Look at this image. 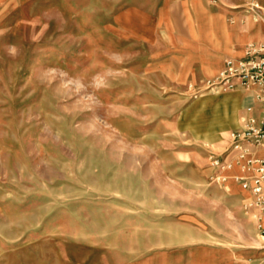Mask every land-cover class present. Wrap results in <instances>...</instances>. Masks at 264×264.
<instances>
[{
    "label": "rangeland",
    "instance_id": "obj_1",
    "mask_svg": "<svg viewBox=\"0 0 264 264\" xmlns=\"http://www.w3.org/2000/svg\"><path fill=\"white\" fill-rule=\"evenodd\" d=\"M249 18L264 0H0V264H264L212 180L249 102L206 89Z\"/></svg>",
    "mask_w": 264,
    "mask_h": 264
},
{
    "label": "built area",
    "instance_id": "obj_2",
    "mask_svg": "<svg viewBox=\"0 0 264 264\" xmlns=\"http://www.w3.org/2000/svg\"><path fill=\"white\" fill-rule=\"evenodd\" d=\"M251 9L262 10L255 4ZM206 89L253 94L255 105L246 108L242 128L229 133L221 154L211 156V166L218 172L212 180L225 185L233 178L244 190L248 195L244 210L264 240V42L247 45L240 58H228Z\"/></svg>",
    "mask_w": 264,
    "mask_h": 264
},
{
    "label": "crops",
    "instance_id": "obj_3",
    "mask_svg": "<svg viewBox=\"0 0 264 264\" xmlns=\"http://www.w3.org/2000/svg\"><path fill=\"white\" fill-rule=\"evenodd\" d=\"M234 33H236L237 35L240 36V40H238V41L233 40V42H235L238 45V48L234 47L231 51V54H229L228 56H226L224 58V61L221 65L219 71L224 67L225 61L228 58H240V57H242L244 55L246 45L249 42H251V41H261V42L263 41L264 42V23L256 22L252 18H249L246 27L239 28ZM239 92H242V90L239 89ZM233 95H235V96L237 95V97H241L242 102L244 99L247 100L249 102L248 106L255 105L253 94L250 92L245 91L244 94L243 93H234ZM242 102L240 101V103H242ZM256 113H257V110H256ZM245 116H246V113H245ZM232 175H234V174H232ZM230 182H232V181H230ZM230 184H232V183H228V186H231ZM241 191L244 192V190H242V189H241Z\"/></svg>",
    "mask_w": 264,
    "mask_h": 264
},
{
    "label": "bare ground",
    "instance_id": "obj_4",
    "mask_svg": "<svg viewBox=\"0 0 264 264\" xmlns=\"http://www.w3.org/2000/svg\"><path fill=\"white\" fill-rule=\"evenodd\" d=\"M261 9V8H260ZM217 140V139H216Z\"/></svg>",
    "mask_w": 264,
    "mask_h": 264
}]
</instances>
